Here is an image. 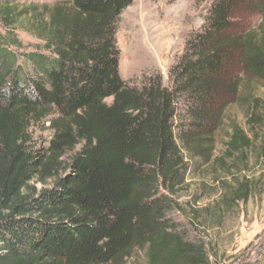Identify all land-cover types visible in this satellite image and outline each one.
Listing matches in <instances>:
<instances>
[{
  "label": "trees",
  "instance_id": "16d2710c",
  "mask_svg": "<svg viewBox=\"0 0 264 264\" xmlns=\"http://www.w3.org/2000/svg\"><path fill=\"white\" fill-rule=\"evenodd\" d=\"M239 1H214L169 85L161 73L132 85L117 33L134 0H0V264H127L137 250L146 264H213L208 241L171 214L202 216L180 201L185 154L212 160L243 86L247 125L232 123L213 159L226 173L217 204L226 212L264 190V102L252 93L264 88V0L260 28L241 32ZM25 22L36 50H21ZM36 126L52 132L47 146Z\"/></svg>",
  "mask_w": 264,
  "mask_h": 264
},
{
  "label": "rangeland",
  "instance_id": "374dc122",
  "mask_svg": "<svg viewBox=\"0 0 264 264\" xmlns=\"http://www.w3.org/2000/svg\"><path fill=\"white\" fill-rule=\"evenodd\" d=\"M18 1L53 4L56 0ZM214 1L134 0L133 4L123 11L117 33L121 50L122 78L132 85H140L146 75L161 73L165 85H169L170 69L184 54L192 35L204 29ZM262 1H239L233 15L234 31L260 28L262 16L258 6ZM27 27L25 22L16 28V33L23 43L21 50H36V45L41 41ZM247 89L242 87V99L231 104L226 111L225 125L217 132L215 156L212 160L205 162L185 154L190 165L180 201L183 205L189 201L190 207L200 210L202 216L193 224V216L189 213L174 211L171 214L190 238L203 236L208 241L213 264H236L244 259H264V190L262 195H251L247 202H240L237 207L226 212L217 204L224 190L215 176L218 172L225 177L226 173L220 165L213 163V159L222 155L225 149L228 127L234 122L244 127L247 125L249 104L243 101ZM252 93L261 97L264 102V88L260 84L253 85ZM111 101L112 99H108V102ZM46 127L36 126L34 129L36 139L41 140L40 146H47L46 141L52 134ZM261 171L263 166L254 164V169L248 172V175H254L255 178ZM34 184L41 187L39 183ZM196 198L197 203L194 200ZM205 209H209L208 213ZM127 264H146L145 251L137 250Z\"/></svg>",
  "mask_w": 264,
  "mask_h": 264
}]
</instances>
